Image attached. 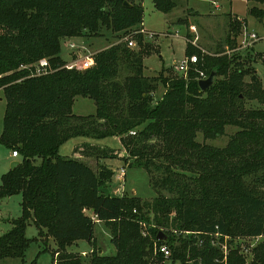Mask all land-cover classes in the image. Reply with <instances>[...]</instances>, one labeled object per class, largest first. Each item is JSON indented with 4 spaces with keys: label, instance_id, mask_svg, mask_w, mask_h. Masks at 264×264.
Instances as JSON below:
<instances>
[{
    "label": "trees",
    "instance_id": "1",
    "mask_svg": "<svg viewBox=\"0 0 264 264\" xmlns=\"http://www.w3.org/2000/svg\"><path fill=\"white\" fill-rule=\"evenodd\" d=\"M178 1L153 3L170 13ZM250 13L261 20L264 9L254 5ZM143 23L137 0H0V90L6 99L0 142L21 157L1 176L0 198L22 195L21 215L0 236V261H23L33 221L40 239L56 242L55 264H86L83 255L67 250L80 240L93 245L87 264H161L155 243L169 245L174 264H264V240L250 249V259L241 243L264 237V108L246 102L264 103L261 78L227 55L210 57L190 37L186 53L198 62L187 74L165 75L168 68L147 76L144 56L154 47L143 34L133 36L136 49L123 40ZM109 34L118 41L96 52L93 65L65 67L62 43ZM45 58L49 66L39 69ZM207 69L216 78L203 91L198 74ZM159 83L166 92L155 101ZM79 96L94 100V114L73 112ZM227 126L238 130L225 146L205 142L223 136ZM76 137H119L125 156L91 143L75 152L143 167L158 195L143 201L103 191L113 168L102 164L97 172L60 154ZM96 223L109 229L115 254L95 247ZM160 231L167 240H158Z\"/></svg>",
    "mask_w": 264,
    "mask_h": 264
},
{
    "label": "rangeland",
    "instance_id": "2",
    "mask_svg": "<svg viewBox=\"0 0 264 264\" xmlns=\"http://www.w3.org/2000/svg\"><path fill=\"white\" fill-rule=\"evenodd\" d=\"M137 1L141 2L144 6L145 27L155 32L154 36L142 35L144 41L155 49L151 54L144 56L145 75L158 76L163 73L164 69L166 70L168 68L170 69L165 71V75L187 74L179 72L176 66L187 57V37H190L210 57L227 55L229 58L236 59L238 66L245 67V69H254L261 78L264 87V16L260 20L250 13V9L254 5L264 9V4L256 3L253 0H179L178 6L172 12L164 13L155 8L153 0ZM231 14L236 16H232ZM243 20L248 23L247 31L256 33L259 37L256 42L247 46H245L243 36L246 26L242 30L241 25L239 26ZM233 23H236V28H233ZM191 25H195L197 31L192 30ZM237 33L239 36H235ZM70 40V42L67 40L62 43L61 53L62 57L68 63L77 59H80L78 63H81L87 55H93V52H98L99 49L102 50L106 46L118 41L112 34L99 37H76ZM246 43L248 44V41ZM132 48L136 49L137 45ZM198 76L200 78H207L209 76V69L200 71ZM250 79L251 76L247 75L244 80L249 82ZM165 92L166 87L163 83H159L158 89L154 92V100L161 99ZM246 102L247 107L264 108V103L262 102L260 103L256 100H246ZM5 108L6 99L3 90H1L0 135L4 126ZM73 112L77 115L94 114L96 112V104L91 98L79 96L75 99ZM237 130L238 127L236 126H227L226 133L223 136L217 139H209L205 142L215 146H225L230 136ZM92 140L101 141L97 139ZM198 141H204L201 133L198 134ZM105 142L118 155H126L120 143L121 141L111 137L105 139L103 143L105 144ZM73 144L74 141L70 142L61 152L64 154H72L70 148ZM17 159H21V157ZM80 159L84 160L97 172L99 167H102V164L112 166L115 169H113L115 172L113 180L107 182L108 184L103 188L105 192L107 191L120 196L134 195L143 199V201H152L158 195L150 183L147 171L143 167L125 166L120 157L98 159L94 155L90 157L82 156ZM13 160L16 161L12 157V150L0 142V178L12 169L11 165ZM40 163L41 159L38 158L36 164ZM123 168L125 169V175L123 176V182H120L119 178L122 177L121 171ZM17 197L21 199L22 195L17 194L8 203L0 204V236L12 227H8L9 225L2 220L3 215L9 212L10 214H16L21 209ZM151 217H153V214H151ZM95 232L97 239V245L95 247L103 249L106 254H115L116 248L111 242L109 229L103 224L96 223ZM26 236L32 242L25 253L23 261L21 259L8 258L0 261V264H55L53 259L57 244L53 238L47 237L46 240L40 239L38 229L33 221H30L27 227ZM263 240L264 237L253 240H241L243 245L242 250L245 251L249 259L251 257L250 249ZM92 248L93 245L89 241L80 240L70 245L67 250L80 255H82L83 251H86L88 255L86 257L82 256V258L87 264V257H89ZM177 264L180 263L177 262Z\"/></svg>",
    "mask_w": 264,
    "mask_h": 264
},
{
    "label": "built area",
    "instance_id": "3",
    "mask_svg": "<svg viewBox=\"0 0 264 264\" xmlns=\"http://www.w3.org/2000/svg\"><path fill=\"white\" fill-rule=\"evenodd\" d=\"M135 34H143V35H150V36L153 35L154 36L155 32L147 30V29H145L142 26L139 30L132 32L131 34L127 35L123 39V40L129 41V46L130 47H134V46L137 45L135 40L133 39V36ZM243 36H244V43L246 44L245 46L251 45L252 43L256 42L259 39V37H258V35L256 33L248 32L247 28L244 29V35ZM247 41H248V44L246 43ZM94 54L93 55H87L82 60L81 63H78V61L80 59L73 60L72 62L67 63L65 65V67L70 68V69L71 68L86 69V68L90 67L91 65H93V63H94V58H93ZM197 62H198V56L197 55L187 56L181 63H179L176 66V68H177V70L179 72L187 73L188 70H189L190 64L197 63ZM38 65H39V69L42 68L44 70L45 68H47L49 66V61L46 58L42 59V60H40ZM131 133L134 134L135 132L132 131ZM12 156L13 157H18L20 155H19V153L16 150H14V151H12ZM124 170L125 169L123 168L122 171H121L122 177L119 178L120 182H123V176L125 175V171ZM96 221L98 222L99 220H96ZM141 224L145 227L144 223H141ZM143 233H144V235H146V230H144ZM213 244L221 246L222 250L225 251V253L227 252V249H226L227 246L226 245H223V244H221L220 242H218L216 240H213ZM153 251H154L155 255H157V254H162L163 255V262L161 264H174L173 259L171 257V254H172L171 253V249H170L168 244H166V243H161V244L155 243ZM87 254L88 253L86 251L82 252L83 256H85Z\"/></svg>",
    "mask_w": 264,
    "mask_h": 264
},
{
    "label": "crops",
    "instance_id": "4",
    "mask_svg": "<svg viewBox=\"0 0 264 264\" xmlns=\"http://www.w3.org/2000/svg\"><path fill=\"white\" fill-rule=\"evenodd\" d=\"M232 16H236V15H233V14H231ZM244 22L243 23H245L246 25V28H248L247 27V25H248V23H247V21H245V20H243ZM143 27L145 28V29H147L146 27H145V25H144V23H143ZM191 27V29L192 30H195V31H197V28H196V26L195 25H191L190 26ZM148 30V29H147ZM235 36H239V34H236ZM188 39V38H187ZM196 39V38H195ZM68 41L70 42L71 40L70 39H68ZM193 43L196 45V46H198V47H200L201 49H203L201 46H199L198 44H197V42H195V41H193ZM75 46V45H74ZM108 46H110V45H108ZM108 46H106V47H108ZM105 47V48H106ZM75 48V47H74ZM100 50V49H99ZM98 50V51H99ZM205 51V50H204ZM95 52H97V51H95ZM95 52H93V53H95ZM61 56H62V54H61ZM66 60V59H65ZM67 61V60H66ZM1 91V90H0ZM108 138H111V137H108ZM113 139H117V140H119L120 141V138L119 137H112ZM105 139H107V138H104V139H97V140H101V141H96V140H92L91 138H87V137H76V138H72V139H70L69 141H67L66 143H64L62 146H61V148H60V154L61 155H63V156H68V157H75V158H82V156H80L78 153H76L75 152V148L77 147V146H79V145H81V144H83V143H91V144H95V145H100V146H107V144H106V142H105V144L103 143V141L105 140ZM72 141H74V144L72 145V147L70 148V151L72 152V154H64V153H62L61 152V150L63 149V148H65V147H67L68 146V144L70 143V142H72ZM121 143V142H120ZM121 145H122V143H121ZM123 146V145H122ZM79 155V156H78ZM13 157V156H12ZM18 157H20V156H18ZM18 157H13V158H15L16 160H18V161H20V159H17ZM13 161H15V160H13ZM13 163V162H12ZM109 166V165H108ZM110 168H113L112 166H109ZM114 169V168H113ZM115 170V169H114ZM15 195H13V196H8V197H4V198H0V204H6V203H8L9 202V200H11L13 197H14ZM117 196H120V195H117ZM18 198V197H17ZM19 199V198H18ZM21 201H22V198L21 199H19V204H20V207H21ZM21 212H22V208L19 210V212H17L16 214H10V212L9 213H6L5 215H3V218H2V220H4L5 222H6V224L7 225H9L8 227H10V226H12V219H14V218H17V217H19L20 215H21ZM11 229V228H10ZM9 229V230H10ZM91 251H93V248L91 249ZM90 251V252H91ZM83 252H85V251H83Z\"/></svg>",
    "mask_w": 264,
    "mask_h": 264
},
{
    "label": "water",
    "instance_id": "5",
    "mask_svg": "<svg viewBox=\"0 0 264 264\" xmlns=\"http://www.w3.org/2000/svg\"><path fill=\"white\" fill-rule=\"evenodd\" d=\"M124 4L126 6H131L132 5L128 1H125ZM215 78H216V73L212 72L207 78L200 79L199 80L200 88L203 91L207 90L209 87H211L214 84ZM19 164H20V161H18V160L13 161V163L11 165L12 169H14ZM157 238H158V240L164 241V240H167L168 237H167V235L164 232L160 231ZM100 252H102V250Z\"/></svg>",
    "mask_w": 264,
    "mask_h": 264
}]
</instances>
